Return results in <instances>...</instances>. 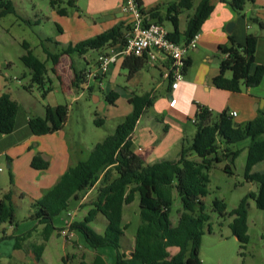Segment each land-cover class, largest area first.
Segmentation results:
<instances>
[{
  "label": "trees",
  "instance_id": "obj_1",
  "mask_svg": "<svg viewBox=\"0 0 264 264\" xmlns=\"http://www.w3.org/2000/svg\"><path fill=\"white\" fill-rule=\"evenodd\" d=\"M59 0H50V5L56 8V13L66 15L65 6H57ZM194 1H197L194 6ZM227 2L238 14L245 17L244 5L254 0H219ZM72 0H67L68 5ZM138 3V2H137ZM147 19L163 23L168 20L172 30L168 32L170 39L176 42H186L199 32L205 19L213 10L212 0H174L166 7L165 15L159 13V6L155 5L147 10L141 8ZM193 8L187 16L183 32L178 30V15L183 10ZM12 0H0V17L7 13H14ZM247 24L255 23L264 29L263 20L256 16H246ZM59 29V28H58ZM128 24L119 22L93 36L68 44L59 53H52L43 46L45 60L39 59L32 53L28 44L23 42L25 53L20 56L22 63L28 67L30 81L38 87H43L48 69L46 61L51 62L50 70L55 73V65L61 54L76 52L84 54L88 50H99L112 45H123ZM257 36L247 33L245 41L240 44L229 35L228 43L220 44L222 53L219 60V71L212 78V83L222 89L239 92L243 87L256 86L262 80L264 66L255 61ZM145 59L139 56H126L123 67L132 74L145 64ZM186 60V67L189 65ZM91 68V67H89ZM83 71L74 72L73 83L83 81ZM226 72L231 75L227 77ZM101 76V75H100ZM100 76H97L100 77ZM59 79V76H58ZM28 88V86H25ZM50 89L47 86L43 94ZM115 92L105 95L112 103ZM131 111L117 123L114 131L96 142L88 155L79 159L73 166H69L59 180L45 191L42 196L31 203L30 219H36L42 225L40 235L42 242L34 245L32 252L36 260L39 259L46 241L52 233L60 228L53 225V217L68 208L71 198L78 192L86 190L98 181L97 194L92 206L86 214L69 223L68 229L79 234L90 248L110 246L116 251L114 264H126L124 254L120 252V237L127 224L122 223L123 206L133 201L138 195L139 222L134 234L133 249L130 259L138 260L142 264H203L199 257V248L205 223L209 214L204 211L203 198L207 194L208 170L215 163L224 158L231 161L240 149H231L229 145L244 139H249L246 147V160L243 177L245 181L256 184V190H249L239 200L236 207L226 210V204L215 199L214 209L221 216L232 217L228 226L231 233L241 243L248 241L247 235V207L248 199L252 198L257 208L264 211V169L252 170V166L264 161V112L259 113L244 123H236L227 109H223L215 116L208 107L198 105L195 114V131L189 144L186 138L176 160L161 159L151 164H144L132 146L131 134L136 122L144 110L151 105L150 93L133 94L129 99ZM19 105L9 93L0 94V133L8 134L15 127V118ZM68 113L67 105H45L43 117L32 116L27 120L29 130L36 135L45 134L62 128ZM94 123H102L100 118H94ZM224 145V147H222ZM192 153L196 158H192ZM47 160L40 155L32 158L31 164L35 168L47 166ZM227 173H232L229 164L223 167ZM113 173V174H112ZM174 191L179 196L181 209L176 224L170 220V211ZM101 213L107 220L102 232L96 231L91 222ZM4 224L15 227V208L13 194L8 190L0 197V240L14 238V247L19 248L20 242L30 235V231L19 235L6 234ZM76 243L75 239L71 240ZM177 246L178 251L170 255L167 248ZM80 264H106L103 257L96 253L90 263L81 260Z\"/></svg>",
  "mask_w": 264,
  "mask_h": 264
},
{
  "label": "crops",
  "instance_id": "obj_2",
  "mask_svg": "<svg viewBox=\"0 0 264 264\" xmlns=\"http://www.w3.org/2000/svg\"><path fill=\"white\" fill-rule=\"evenodd\" d=\"M64 1L65 0L57 1L56 3L59 4L57 6L63 4ZM72 1L73 2L70 5L72 8H80L78 4L79 0ZM85 1L86 10L89 11L91 15L100 14L102 17L92 20L90 25L84 22L80 15L76 13L73 24L74 27L70 28L71 36L74 38L73 41H67V44L62 45L60 49L57 48L55 51H51L50 49L47 50L52 53H59L62 48L66 47L68 44H73L79 40L93 36L112 27L116 23L122 22L126 25L128 17L123 14L120 9L123 0ZM136 1L140 4L141 8L145 10L158 5L160 15L164 16L167 5L174 0ZM212 2L214 5L213 10L205 19L198 32L199 37L197 40V46L195 49L188 52L190 63L185 69L184 78L180 81L177 88L171 92L168 85L169 83L161 76V73L164 70L162 64H151L146 61L143 67L132 74H128V69L122 65L124 59L122 57H118L112 62L109 66V70L101 74L100 77L96 79L91 78L88 81L87 86L85 85L86 82L83 83V81L78 82V84L73 83L74 72H79L89 67L92 69L97 67V55L93 59H87L85 57L89 51L93 50H88L84 54H78L76 52L61 54L55 65L56 72L54 75L57 76V78L61 75L62 81H60V85L65 92V96L67 100H69L70 105L68 103H61L55 97V94H53L52 86L50 85V89L44 93L47 101L41 103L39 106H35L32 110L28 104V101L32 99L26 94V90H30L33 84L25 85L28 86V88L23 86L24 89L17 90V93L14 90L13 92H15L20 100H22V104H18L19 108L16 114L13 131L8 134L0 133V197L4 192L11 190L13 197L20 196L23 199L28 197L32 203L52 187L69 166H73L79 159H83L81 158L82 145L80 139L77 140L76 136L72 134L70 136L66 132L65 127L67 126L70 117L69 106H71L73 102H76L85 90L88 91V93H91L95 100L98 99V97L94 95L96 91L106 93L115 92L116 97L112 103H109L114 107L121 106L118 114L125 116L131 111L132 105L130 104L129 99L134 94V91L130 88L128 90L122 89L119 85H115L117 84L115 83V76H120L122 70L127 71L126 75L123 74L125 75L126 84H133L135 86L143 84V82L146 84H155L150 90L135 93L138 95L150 93L151 104L156 91L163 83H165L161 97L157 99L155 105L154 103L152 104L154 105L155 113L158 116L156 119L158 118V120L163 123L161 128L162 132L160 135L155 133V130L149 126V123L137 128L141 122L143 113L148 108L147 107L140 115L131 134L133 149L139 155L144 164H151L161 159L176 160L178 158L182 140L188 138V136H186V131L191 129L192 134L194 132L191 128V124H194V121L192 120L195 117L194 114L198 111V105L208 107L212 112H220L224 108L228 111H236L233 120L238 124L253 119L259 111L264 112V74L258 85L244 87V90L239 92L218 88L212 83V78L219 71V60L222 57V53L218 46L220 44L228 43L229 35H231L237 43L242 44L245 41L247 33L250 32L255 34L257 36L255 61L257 64H262L264 66V29L258 27L253 28V31H249L248 29L255 25H248L246 22V16L249 15L256 16L264 22V0H254L253 3L247 2L243 9L245 17L238 14L227 2H220L219 0H212ZM196 3L194 2V6ZM192 11L193 8L183 10L179 13V32L184 31L187 16L191 14ZM61 16H67V13L66 15ZM165 22L169 25V27H166L167 30L171 31L173 29L172 25L168 20L163 21V23ZM230 22H232L233 25L231 32L228 33L226 26ZM64 30L65 28L61 29L62 32ZM110 49L117 51L119 45L115 44L96 50V54ZM75 55H77L79 59H82L83 66H80L78 64L79 62L76 63V60L74 59ZM47 62L50 61H46V67L47 69H50L51 62L49 66ZM143 69H145L146 72H144ZM109 72L112 77L110 82H106V84H108L107 91H105L106 87L103 89L102 79L103 77L105 78L106 74ZM62 73L65 76H63ZM225 75L229 77L231 73L226 72ZM112 86H114V89ZM2 92L9 93L11 98L16 100L13 97V92L10 88L0 91V94ZM170 94L176 99L173 106L168 104ZM57 104H65L68 108L67 118L62 128L45 134H33L29 130L27 124L28 118L32 116L43 117L45 114V105L55 106ZM148 121H150V118H147L145 122ZM238 143L240 144L239 146H241L238 149H246L249 139L246 138ZM92 147L87 149L89 150L87 155ZM35 155H40L43 159L47 160V166L44 168L33 167L31 161ZM191 157L194 158L193 155H191ZM4 164L7 169V172L5 173L7 174L3 173V171H5ZM262 169H264V161L258 162L252 166L253 171ZM5 175H7V181H5ZM98 182L92 187L78 192L76 197L71 198L68 208L53 217V225L60 228L61 231V229L67 227L68 224L74 220V216L78 212L82 218L92 206V202L97 194L98 186L96 185H98ZM92 192H95L94 198L90 203L84 205L83 203L88 199V196ZM137 197V194H135L133 201L136 200ZM82 205L84 206L81 207ZM125 206H127V204L123 206V209ZM123 224H127L128 227L130 221H125ZM3 226L6 234L19 235L27 231H30L31 233L20 242L19 248L14 247V238L8 237L0 240V264H32L34 262H44V253L48 251L52 239L54 238V235H56L55 232L44 241L43 251L39 259L36 260L32 248L34 245L42 242L40 235L42 225L39 224L36 219H31L30 221L16 225L15 227L7 224H4ZM96 231L98 230L96 229ZM134 234L135 232L127 234L126 229H124L123 234L120 237L119 250L124 254V258L127 260L126 264H142L138 260L130 259L133 249ZM34 235H36V237H33ZM73 236L75 237L74 239L76 240V243L71 241ZM64 239V243L72 249L65 251L64 255H61V259L65 264H80L81 260L90 263L96 253H99L103 257L106 264L115 263L116 251L110 246L90 248L85 244L82 237L73 231L70 240H67L65 237ZM66 240L68 242H66ZM76 245L77 247H82L83 250L90 252V260L78 258L77 250L74 247ZM167 250L170 255H173L178 251V247L169 246Z\"/></svg>",
  "mask_w": 264,
  "mask_h": 264
},
{
  "label": "rangeland",
  "instance_id": "obj_3",
  "mask_svg": "<svg viewBox=\"0 0 264 264\" xmlns=\"http://www.w3.org/2000/svg\"><path fill=\"white\" fill-rule=\"evenodd\" d=\"M12 2L15 12L7 13L0 17V91L10 88L12 92L15 90L17 93V90L24 89V85L33 84L30 90H26V94L32 99L28 101V104L33 110L35 106H39L41 103L47 101L43 91L47 86L51 85L55 97L61 103L69 104L70 102L67 100L65 92L60 85V81H62L61 75L58 79L48 68L46 80L42 88L30 81L29 69L20 60V56L25 53V48L22 43H27L32 53L39 59L44 60L45 53L42 49L43 46L51 51H55L57 48L60 49L62 45L67 44V41H73L74 38L71 36L70 28L74 27L73 24L76 13L88 24H90L92 20H96L102 16L100 14L91 15L89 11L86 10L85 0H79L78 4L80 8L78 9L72 8V6L66 3V0L63 4H60V7H66L68 11L67 16L58 15L56 13V8L50 5V0H12ZM194 2L196 3V1ZM56 5L59 4L56 3ZM163 24L165 27H169L168 23L165 22ZM252 25L255 26L249 28V31H253V28H258L257 24L252 23ZM58 28H60V30ZM62 28H65L63 32L61 31ZM96 55V50H93L89 51L85 57L87 59H93ZM74 59L76 63L79 62L78 64L83 66L82 59H79L77 55L74 56ZM47 63L49 66L50 62ZM143 71L146 72L145 69H143ZM126 73V70H122L120 76H115V83H117L115 85H119L122 89L126 90L130 88L134 93H141L155 86V84H146L144 82L137 86L126 84ZM63 76L65 75L63 74ZM111 77V73L109 72L106 74V77L102 79L103 89L106 87L105 91H107L108 84H106V82H110ZM164 87L165 83L158 88L156 94L152 98V104L154 103L155 105L157 99L161 97ZM112 88L114 89V86H112ZM242 90H244V87ZM15 92L12 93L13 97L17 100L18 104H22V100L18 98ZM106 94L108 93L96 91L94 95H96L98 99L95 100L91 93L85 90L80 98L69 106L70 117L65 129L70 136L72 134L76 136L77 140L80 139L82 145L81 158L86 157L89 151L87 150L88 148L90 149L97 141L105 137V135L112 133L117 123L125 117L118 114L121 106H112L106 100ZM151 105L143 113L141 122L137 128L149 123V126L155 130V133L160 135L163 123L158 120V118L156 119L158 116L155 113L154 105ZM217 113V111H214L213 115L215 116ZM96 117L100 118L102 123H94V118ZM147 118H150V121L145 122ZM191 126L193 131H195L194 124H191ZM186 132L188 138H186L185 143L189 144L193 134L191 129ZM239 145L240 144L237 142L229 145V147L231 149H237L241 147ZM222 147H224V145H222ZM192 155L196 158L194 153H192ZM245 160L246 149L244 148L240 150L232 161L228 157L224 158L220 162H215L208 170L209 180L207 183V194L203 198V202L204 211L209 214V219L205 223L204 233L199 248V257L203 264H264V211L256 207L252 198L248 199V241L244 246H240L241 243L231 233L228 226L232 217L227 214L221 216L218 211L214 209L213 204L215 199L222 200L226 204V210L229 211L237 206L241 197L249 190L253 189V184L245 181L243 177ZM225 164L230 165L232 173L224 171L223 167ZM4 168L5 171H3V173L7 174L5 173L7 172L5 164ZM5 178V181H7V175H5ZM100 184L101 183L98 182L96 186ZM95 192H92L88 196V199L83 203L84 205L91 202L95 196ZM13 202L17 225L30 221L29 214L32 209L30 199L28 197L23 199L17 196L13 197ZM180 209V199L174 191L170 211V220L173 224L177 223ZM78 214L79 212L74 216V220L81 218L80 214ZM125 221H130V224L126 228V233H134L139 222L138 197L124 207L122 222L125 223ZM106 222V218L101 213H98L90 224L97 229L98 232H101ZM59 231L60 230L55 233L56 235H54L48 251L44 253V262L36 263L33 261L34 263L32 264H65L61 259V255H64L65 251L72 249L64 243L65 239ZM33 237H36V235ZM66 242L68 241L66 240ZM74 247L77 250L79 259L90 260L89 251L83 250L82 247H77V245Z\"/></svg>",
  "mask_w": 264,
  "mask_h": 264
},
{
  "label": "built area",
  "instance_id": "obj_4",
  "mask_svg": "<svg viewBox=\"0 0 264 264\" xmlns=\"http://www.w3.org/2000/svg\"><path fill=\"white\" fill-rule=\"evenodd\" d=\"M120 9L128 17L126 41L119 46L117 51L110 49L98 53L97 67L86 68L83 71V83L86 82L87 86L91 78L96 79L97 76L105 73L110 64L118 57L125 58L133 55L143 57L151 64H162L164 70L161 76L169 83L170 92L176 89L184 78L188 52L196 48L199 33H195L186 42H176L170 39L169 31L164 24L146 18L136 0H123ZM169 97L168 104L173 106L176 99L172 94ZM229 114L234 117L236 111H229ZM60 232L67 240L71 239L72 231L68 229V226L61 229Z\"/></svg>",
  "mask_w": 264,
  "mask_h": 264
},
{
  "label": "water",
  "instance_id": "obj_5",
  "mask_svg": "<svg viewBox=\"0 0 264 264\" xmlns=\"http://www.w3.org/2000/svg\"><path fill=\"white\" fill-rule=\"evenodd\" d=\"M232 22H230V23H228L227 24V26H226V30H227V32L228 33H230L231 32V28H232ZM253 191H255L256 190V184L255 183H253V189H252ZM75 237L73 236V239H74Z\"/></svg>",
  "mask_w": 264,
  "mask_h": 264
}]
</instances>
